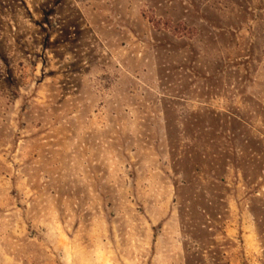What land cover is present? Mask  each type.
Wrapping results in <instances>:
<instances>
[{
  "label": "rangeland",
  "instance_id": "obj_1",
  "mask_svg": "<svg viewBox=\"0 0 264 264\" xmlns=\"http://www.w3.org/2000/svg\"><path fill=\"white\" fill-rule=\"evenodd\" d=\"M264 0H0V264H264Z\"/></svg>",
  "mask_w": 264,
  "mask_h": 264
},
{
  "label": "trees",
  "instance_id": "obj_2",
  "mask_svg": "<svg viewBox=\"0 0 264 264\" xmlns=\"http://www.w3.org/2000/svg\"><path fill=\"white\" fill-rule=\"evenodd\" d=\"M259 227L261 228V230H263L262 235L264 236V224H259Z\"/></svg>",
  "mask_w": 264,
  "mask_h": 264
}]
</instances>
